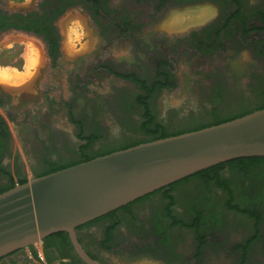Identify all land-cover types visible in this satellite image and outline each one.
<instances>
[{
	"label": "rangeland",
	"instance_id": "rangeland-1",
	"mask_svg": "<svg viewBox=\"0 0 264 264\" xmlns=\"http://www.w3.org/2000/svg\"><path fill=\"white\" fill-rule=\"evenodd\" d=\"M46 2L51 0H0V8L9 14H28L40 11L41 4ZM261 3L264 4V0H248V8ZM83 6L67 9L56 20L61 36V55L56 65L50 60L46 43L41 38L22 31L0 33V72L15 73L9 82L0 79L3 80L0 81L3 100L0 117L6 121L11 138L10 149L2 159L14 177L23 174L30 180L35 177V171L44 170L45 160L67 163L80 156L79 146L83 143L77 139L78 127L72 122L71 114L78 120L84 119L88 126L86 134L94 131L100 136L91 150L93 153L142 137L139 130L141 108L136 103L140 88L133 80L108 74L100 68L101 64L116 71L136 73L151 83L155 79L157 62L170 60L169 71L175 89H160L151 100L158 121L170 131L207 123L215 113L233 115L262 102L264 54L258 52V43L240 41L238 28L229 30V35L218 40L219 45L210 40L209 32L220 25L222 17L216 0L187 3L167 0L162 11L154 10L153 0H107L104 14L124 16L134 27L133 35L123 37L114 33L107 35L101 29V20H96ZM205 10L209 14L198 21H179L171 26L174 21ZM67 41L73 44L75 55L65 50ZM36 42L41 46L42 64L32 69V77H29L34 78L32 83L28 82L29 78L21 81L19 77H27L28 56H33L29 44ZM207 43L215 48L201 52L202 56L193 52L199 50V44ZM217 82L227 88L219 105L210 98L211 88ZM224 177L235 189V202L246 207L249 202L240 197L243 180L238 171L227 170ZM7 182L0 177V188ZM174 191L180 202H215L209 212L219 218L222 225L204 230L211 242L206 251L209 258L204 257L202 264H236L235 248L245 244L252 234L253 222L249 216L229 212L227 195L214 185L207 195L208 200L200 199L206 195L201 178L181 184ZM152 201L159 202V196ZM92 232L99 236L98 230ZM193 235H179L175 248L184 257L194 251ZM34 248L38 256L43 254L42 243L35 244ZM25 252L29 254L30 250L26 248ZM251 255L249 264H264V253L259 245H255Z\"/></svg>",
	"mask_w": 264,
	"mask_h": 264
},
{
	"label": "water",
	"instance_id": "water-1",
	"mask_svg": "<svg viewBox=\"0 0 264 264\" xmlns=\"http://www.w3.org/2000/svg\"><path fill=\"white\" fill-rule=\"evenodd\" d=\"M256 157L264 158V109L33 177L0 194V259L67 233L83 264H102L77 228L214 166Z\"/></svg>",
	"mask_w": 264,
	"mask_h": 264
},
{
	"label": "flooded vegetation",
	"instance_id": "flooded-vegetation-1",
	"mask_svg": "<svg viewBox=\"0 0 264 264\" xmlns=\"http://www.w3.org/2000/svg\"><path fill=\"white\" fill-rule=\"evenodd\" d=\"M148 1L149 0H140V2ZM153 1L156 3L154 10L162 11L167 5V0ZM177 1H185L187 3L193 2L194 0ZM216 1L219 5L218 8L222 17L220 25L209 32L208 35L210 40L219 45L220 42L218 40L229 35V30L238 28L240 33L237 32V34H240V41L248 42L255 40L258 43V52L260 51L259 53L264 54V39H262L264 35V4L261 3L253 8H248V0ZM46 3L47 4L44 3L40 6L41 8L43 7L45 11L55 12L59 9H64L63 14L71 7L84 5L83 8H86L94 14L96 20H101L99 22L101 24V29H104L107 35L113 33L117 34L118 37H123L126 34L133 35L132 32H134V27L131 26L129 19L124 16L113 17L111 16L113 14L107 17L104 14L107 11V0H51V2ZM51 6L53 8H51ZM0 11L5 14L1 8ZM7 14L9 16L17 15ZM18 14L25 15L24 13ZM50 16L51 15H49L47 19ZM111 19L113 22L108 28L107 25ZM14 21L15 19L11 20V22ZM54 24L56 26V21ZM41 39L44 41L43 38ZM46 46L48 51L47 43ZM221 46H223V44ZM197 47L199 50L194 49L193 52L201 56V52L215 48L211 43L205 45L199 44ZM50 60L56 65V61L51 58ZM164 63H166L165 67H163ZM100 68L108 74L123 80H130L126 78L127 75L133 74L136 77L138 76L136 73L116 71L111 66H104L102 64ZM160 68L169 71L170 60L161 59L157 62L156 75ZM154 80L151 83H153ZM226 91L227 88L222 82H217L211 88L210 98L212 101H217L218 103L216 102V105H219V102L223 100L226 95ZM215 109L218 110V107L215 106ZM71 118L74 125L78 127L77 139L80 142L79 122H81L84 135L90 136L94 134V131L86 134L88 126L84 119L78 120L74 114H71ZM50 135L54 136L52 132ZM0 165L5 166L3 164V159ZM196 175L175 184H184L193 179H198L199 177ZM245 188L250 190L249 192L252 196L248 201L247 210L257 212L261 217L258 222L251 216L248 217L249 220L253 222L252 234L246 239L245 244L235 248L234 251L238 255V262L236 264H249L255 245H259L264 253V202L261 197L262 189L257 185L256 187H250L247 184ZM171 194L175 198L173 202L167 201L165 198V191L161 192V190H159L81 226V229L77 230L80 244L88 255L102 264H202L204 257H207V259L209 258L206 251L211 242V239L205 235L204 230L207 228L216 229L222 225L221 220L211 215L212 213L209 212L210 207H212L215 202H180L174 190L171 191ZM158 196L159 202H153L152 200ZM160 196H162V199H160ZM188 196L192 197V194H188ZM226 203L228 205V202ZM232 205L239 206L235 201L232 202ZM228 208L229 212H234L233 209L230 207ZM243 215L248 216L246 214ZM94 229L99 231V236L93 234L92 231H94ZM183 233L194 234L195 248L189 257H184L175 248L179 240V235ZM27 249L30 250L29 254L25 252L26 248L17 250L1 258L0 264H53L71 262L72 257L75 256L74 251L66 245L64 239L60 238L51 240L46 247L42 243L43 262L33 255L34 246Z\"/></svg>",
	"mask_w": 264,
	"mask_h": 264
},
{
	"label": "trees",
	"instance_id": "trees-1",
	"mask_svg": "<svg viewBox=\"0 0 264 264\" xmlns=\"http://www.w3.org/2000/svg\"><path fill=\"white\" fill-rule=\"evenodd\" d=\"M47 4V3H45ZM51 8H53L51 6ZM42 12V13H41ZM64 9L58 10L55 12L45 11L43 7L40 11H34L28 14H17L13 16H9L7 13L3 14L0 11V33H4L10 30L13 31H22L26 33H31L38 37L44 39V41L48 45V55L51 59L56 61L61 55V36L59 33L58 28L55 26L54 22L63 14ZM51 15L48 19L47 17ZM12 19H15L14 22H11ZM166 66V63L163 64V67ZM123 76V75H121ZM126 78L133 80L137 87L140 88L141 93L136 97V103L141 108L142 114V122L140 123L139 130L143 134L141 138L131 140L125 144H121L115 147H110L105 150H102L97 153H93L91 150L95 144V142L99 141L101 138L98 133H95L86 136L82 130L81 122H79L80 126V134L79 139L83 144L79 146V154L80 156L70 162L67 163H59V162H50L49 160H45V168L41 172L35 171V177H43L60 170L88 162L93 160L97 157L105 156L111 154L116 151L124 150L130 147H134L143 143H148L152 141H156L159 139H164L171 136H178L184 133L193 132L202 130L208 127L220 125L237 118L243 117L247 114L253 113L258 110L264 109V95L263 100L261 103L253 107H248L240 112H237L233 115L229 116H221L215 113L212 120L207 123L196 124L189 128H183L176 131H170L169 128L164 125L162 122L158 121L157 115L154 113L152 108L151 100L155 93L160 89H168L173 90L175 89V85L172 81V74L170 71L166 69H158L157 75L153 83L149 84L148 81L140 79L138 76L135 75H127ZM1 95V94H0ZM3 105L2 97L0 96V107ZM95 115V111L93 112ZM73 117V116H72ZM76 120V119H75ZM11 138L8 130V125L6 121L0 117V163L3 158V155L7 153L10 149ZM264 168V158H242L236 159L227 163H223L207 170H204L198 173L196 176L202 179V183L205 184L206 187V195L200 197V199L207 201V195L211 189V184L216 186L219 190H222L228 197V206L237 211L238 213H243L248 216H251L255 221L260 220V215L257 212H252L247 210L246 207L242 206H233L232 202L236 200L235 189L232 186L230 180L224 177V171L227 170H235L238 171L239 175L242 177L243 185H241L240 189V197L243 201L248 202L251 199L250 190L245 188V185L252 186H259L262 189L261 197L264 199V171L261 169ZM256 169V171H254ZM0 177L7 179L8 182L5 186L0 188V194L11 190L16 185H22L29 181L26 175L18 174L17 178L11 173L8 166L0 165ZM208 178V180H207ZM180 184H172L168 187L161 189V192L165 191V198L169 202L175 201V198L172 196L171 191L175 190L177 186ZM81 229V227L77 228ZM60 238L64 239L66 245L73 250L71 246V242L69 240V236L67 233H59L52 235L46 238L43 241V244L46 245L53 239ZM33 255L38 258V252L33 249ZM93 258V257H92ZM51 263V262H50ZM69 264H83L78 257L75 255L72 257V260Z\"/></svg>",
	"mask_w": 264,
	"mask_h": 264
},
{
	"label": "bare ground",
	"instance_id": "bare-ground-1",
	"mask_svg": "<svg viewBox=\"0 0 264 264\" xmlns=\"http://www.w3.org/2000/svg\"><path fill=\"white\" fill-rule=\"evenodd\" d=\"M209 14V11H207V10H205V11H202V12H197V13H195L194 15H189L188 17H185L184 19H181V20H178V21H174V23L171 25L172 27H174L177 23H179V21L180 22H185V21H189V22H195V21H198L199 19H202V18H204L206 15H208ZM177 18V17H176ZM179 19V18H178ZM74 20V19H73ZM79 21V20H78ZM79 23V22H78ZM68 24V23H67ZM33 42H34V40H33ZM71 42H72V40H71ZM71 42L70 41H67L66 43H65V50L69 53V55H75L74 54V46H73V44H71ZM31 43H32V41H31ZM29 44V45H32V47L31 48H33V52H32V54H33V56H28V60H27V62H28V64H29V66H28V68H27V71H26V74H25V76H27V77H24V75H22L21 77L22 78H20L19 77V79H21V81H24L25 80V78H29L30 76L32 77V69H34V68H37L38 66H39V64L41 63L42 64V60H43V57H42V54H41V46L40 45H38V43L36 42V43H33V44ZM40 46V47H39ZM86 46V45H85ZM29 52H31V50H29ZM27 59V58H26ZM27 66V65H26ZM11 70V69H10ZM8 71V70H7ZM34 74V73H33ZM13 76H15V73L14 72H12V71H8V72H4L3 73V71L2 72H0V79H4V82H9V80L10 79H12L13 78ZM15 78V77H14ZM29 79H31V78H29ZM1 81V80H0ZM3 81V80H2ZM1 81V82H2ZM20 81V80H19ZM34 81V80H33ZM26 83V82H25Z\"/></svg>",
	"mask_w": 264,
	"mask_h": 264
},
{
	"label": "crops",
	"instance_id": "crops-1",
	"mask_svg": "<svg viewBox=\"0 0 264 264\" xmlns=\"http://www.w3.org/2000/svg\"><path fill=\"white\" fill-rule=\"evenodd\" d=\"M33 80H34V78H31V79L28 80V82H29V83H32ZM28 85H29V84H28Z\"/></svg>",
	"mask_w": 264,
	"mask_h": 264
},
{
	"label": "built area",
	"instance_id": "built-area-1",
	"mask_svg": "<svg viewBox=\"0 0 264 264\" xmlns=\"http://www.w3.org/2000/svg\"><path fill=\"white\" fill-rule=\"evenodd\" d=\"M39 258H40V260H43V254H39Z\"/></svg>",
	"mask_w": 264,
	"mask_h": 264
}]
</instances>
